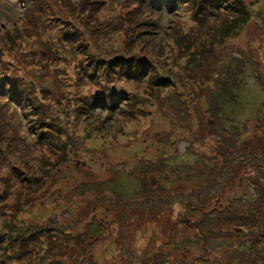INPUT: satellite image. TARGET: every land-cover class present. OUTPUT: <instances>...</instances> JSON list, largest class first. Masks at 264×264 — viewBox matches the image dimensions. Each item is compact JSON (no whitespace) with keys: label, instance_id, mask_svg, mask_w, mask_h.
<instances>
[{"label":"rangeland","instance_id":"374dc122","mask_svg":"<svg viewBox=\"0 0 264 264\" xmlns=\"http://www.w3.org/2000/svg\"><path fill=\"white\" fill-rule=\"evenodd\" d=\"M72 1L84 9L78 17L67 9L62 12L64 0H0V77L13 83L15 89L10 98L0 82V119L11 118L21 130L4 125L8 147L13 150L4 147L8 160L5 158L0 164V191L5 190L2 203L10 216L0 220V226L13 221V212L29 199L31 204L22 207L19 221L42 226L55 217L75 236L92 238L93 231H98L99 241L87 245L91 262L87 258L85 264H142L150 253V260L160 253L163 260L172 253L166 264H236L223 246L213 248L215 242L204 248L197 246L196 231L187 227L213 211L228 217L230 206L235 210L239 207L240 212L243 208L238 202L246 195L245 199L249 198V179L242 184L237 179L234 186L225 190L220 202L222 190L218 188L222 185L220 180L216 184L211 172L215 171L214 165L218 169L226 166L223 142L232 140L233 132L239 131L235 126L242 129L237 142V146L242 143L237 147L239 153L263 150V138L255 144L251 128L256 111L264 109V0H244L247 8L244 13L239 12V18L236 8L221 6V11H227L225 16L212 19L202 15L203 21L185 6L168 10L171 4L167 2L150 11L147 0H103L102 4H96L100 0ZM96 5L101 10H90ZM104 17L113 18L107 32L88 22L92 18L105 20ZM246 18L247 22L241 25ZM200 23L206 26L198 42L191 39L184 46L176 42L174 34L188 33ZM135 25L137 31L128 43L126 28ZM232 58L236 60L229 62ZM239 65L244 72L237 71ZM126 68L131 73L137 68V72L127 74ZM81 72L86 78L82 79ZM230 80H236L238 86L233 90L234 97H225L222 122L209 113L205 92L211 87L213 93L222 92ZM193 91L198 98H191ZM26 92L37 97L29 100L34 109L29 116H24L26 110L22 108ZM52 96L62 101L61 108ZM66 96L73 101H66ZM172 100L177 102L173 104L176 107L167 104ZM51 106L59 112L50 108L49 113L46 107ZM51 118L61 119V126L57 122L53 130L44 128L43 122ZM50 131L59 141H68L67 136H62L64 133L74 135L80 145L78 156L53 142L48 152L47 146L35 141L34 136L44 142ZM177 154L183 157L177 159ZM175 161L190 163L198 177L174 185V173L161 172L163 165L168 167ZM202 162L207 164L205 168ZM137 163H141L143 171L135 167ZM242 163L241 169L257 174L252 179L259 184L258 193L250 200L256 202L259 226L251 230L262 236L259 229L264 226V174L250 168L247 160ZM51 164L56 166L49 173ZM236 166L233 161L229 165L233 170ZM158 167L160 171L156 170ZM17 169L24 182L14 173ZM9 175L11 189L5 186ZM95 185L101 186L96 191L104 195L89 190ZM158 188L176 189L170 215L156 197ZM202 188L209 190L206 196L194 200V190ZM116 194L125 202L144 194L143 198L153 206L147 201L143 205L151 207L147 214L140 210L128 213L116 202ZM94 204L96 208L91 211ZM185 204H189L187 208ZM225 232L230 231L225 228ZM189 239L191 243L187 242ZM78 250L74 255L81 258L83 251ZM71 261L69 264L75 263ZM75 264L83 263L81 260Z\"/></svg>","mask_w":264,"mask_h":264},{"label":"trees","instance_id":"16d2710c","mask_svg":"<svg viewBox=\"0 0 264 264\" xmlns=\"http://www.w3.org/2000/svg\"><path fill=\"white\" fill-rule=\"evenodd\" d=\"M147 1L149 3H146V2L145 3L150 6V8L147 7L150 11H153L155 9V7L160 8L161 5L165 2L171 4V7L168 8V10H172L173 8H175L177 6H179V7L185 6L188 8V10L192 11L191 14L194 13V16L197 17L201 21H203L202 19H200V17L202 15H204V17L205 16L214 17L212 19H219L220 17L222 18L223 16H225L224 14H226L227 11L226 12L221 11V10H223V7L221 8V6L227 7V9H229V7L230 8L231 7L236 8L238 10V18L240 16V13L241 14L244 13L245 9L247 8L243 4V3H245L244 0L242 2H239L237 0H236V2H235V0H147ZM221 1H225L226 4L221 3ZM102 3H103V0H100V2H98L96 4H102ZM64 4H65V7L62 8V12L67 9V12H69L70 14L73 13L74 15H77L79 11L84 10L83 8H80L78 3H74L72 0H64ZM140 5H142V4H140ZM93 8L94 9H90V10H93V11L101 10L97 5ZM139 12L140 13L143 12L142 8L139 9ZM233 13H235V12H233ZM100 14H101V12L98 13L97 16H99ZM77 17H78V15H77ZM101 17H102V15H101ZM104 18H105V20L102 18L101 19L100 18H98V19L92 18L91 21H88V22L89 23L93 22L94 24H97L98 29H101L102 32H107V31H105V29L109 28L108 24L111 23L110 21H112L113 18H111V17H109V18L104 17ZM238 18H237V20H238ZM247 20H248V18L244 19L240 24L243 25V22L246 23ZM112 24H113V21H112ZM205 26H206V24L200 23L199 25H197V27H195L192 31H190L188 33H182V31H180V33L174 34L176 42L180 46H184L185 43L188 41L192 42L191 39H193V42H198L196 40L199 37H201V35L205 29ZM124 27H125V24L123 25V30H124ZM98 29H96V30H98ZM123 30H122V33H123ZM135 31H137L136 25L133 26L132 28H129V27L126 28L124 35H125V38L128 39V43H131L130 39L132 38ZM194 36H196V37H194ZM128 47H130V44ZM129 49H131V47ZM144 59H146V58H144ZM231 60H236V59L232 58L229 60V62ZM128 65H130V64H127V66ZM66 66L68 68H71V65L66 64ZM88 68H90V67H88ZM239 70L244 72V69L242 67H240V65L238 66L237 71H239ZM136 72H137V68H136V71L133 70V73L129 72L128 68H126L127 74L130 73V75H132V74H135ZM83 73L84 72H81V75ZM228 75H232V74L228 73ZM237 75L239 76V74H237ZM233 76H236V73ZM83 78H86V75H82V79ZM91 79L96 80V78H91ZM79 80H80V73H79ZM236 80L228 81L227 85H229V86H225V88H224V90H222V92H221V90H219V91L217 90L216 93H213L214 92L213 87L208 88V91L205 92L206 97H207L206 99H208L209 105H210L209 113H212L221 121H222V118H221L220 114L224 112V110H225L224 106L226 105V102H227L225 100V97L227 95H233V97H234L233 90L236 88V86H238ZM2 81H3L4 90L9 93L10 98L13 97L15 95V89L13 88V83H10L6 80H3V78L0 77V82H2ZM31 91H33V90L31 89ZM26 93L27 94L25 95V98L23 99L24 101H26V104L22 105V108L26 110V114H24V116H26V115L29 116V113L33 109L32 108L33 105H31L29 103V100L30 99L36 100L37 97L36 96L34 97L33 95H31L28 92H26ZM185 94L187 95V93H185ZM190 94H191V98H192L193 96H195L196 92L193 91V92H190ZM0 96H3V93H1ZM182 96H184V95H182ZM152 97H153V99L156 100L155 95H152ZM195 97L198 98V96H195ZM52 98H55L54 103L57 107L61 108V106H63L62 101L59 98L56 99L55 96H52ZM65 98H66V101H68V102L73 101V100H70V98L67 96ZM234 100H236V99H234ZM167 104H169L170 107H176L173 104H177V102L175 100H172V102L167 103ZM53 106H51L49 108L46 107V109L52 108L55 113L59 112ZM185 106H187V105H185ZM188 110H189V108H188ZM64 111H66V110H64ZM50 112H51V109L49 110V113ZM188 117H189V114H188ZM31 120L36 122L35 119H31ZM57 122L61 126L62 121L59 118H51V120L48 122L44 121L43 125H44V128H49L50 130H53V127H55L54 125H56ZM40 124H42V123H40ZM4 125H12V126H15L17 129H19L18 124L16 122L12 121L11 118L0 119V157L3 158V161L0 164H3L5 162V158L8 160L7 152L4 148V147H8V145H9V142H7V136L4 135V134L8 133V131L4 129ZM226 126H228V125L227 124L224 125L223 128L226 129L227 128ZM35 127H36V125H35ZM235 128L239 131H242V129H240L239 127L235 126ZM239 131H237V132L232 131L233 132V134H232L233 137H231L232 140L224 139L223 144H226V145L224 146L223 149L225 151L223 149H221V150H223L225 153V159L227 162L226 166H224V167L221 166L219 168L221 170L218 169L217 165H214L212 167L215 169V171L211 172V174L215 175L216 184H218V181L220 180L219 184L222 185L220 188H218V189L222 190V192L220 190L216 189V191L221 192L220 195L218 196V198H222L220 200V202H222L223 198H225V195H226L225 190L230 189L232 186L235 185V179L233 178L235 176V172L233 171L232 168L229 167V165L233 161L231 158L236 156L237 154L238 155L240 154L238 152V149L241 147L242 143L240 144V146L238 145L239 148H237L238 147L237 142L239 141L238 137L240 136ZM62 136H67L68 141H61V140L59 141L58 139H55L51 135V131H50L49 135H45L44 142H42L41 139H39L35 136H34V138L38 144L43 145V146H47L48 152H49V147L52 146L53 143L55 146H56V143H58V144H60V148H62L63 151L72 150V154L75 156L76 155L78 156V154L80 152V150H79L80 145L77 143V139L75 138V136L74 135L70 136V134L68 135L65 133ZM220 138L221 137L218 138L219 139L218 143L221 144ZM234 140H235V145L233 143ZM7 150L8 151L13 150L12 146H9L7 148ZM9 153L11 155V152H9ZM187 154H189V153H187ZM250 155H251V153H249V154L245 153V154H242L240 157H246L249 159ZM176 156H177V159H178V157H183L181 154H177ZM67 158H71V157H67ZM67 160L68 159H66V161L64 163H66ZM163 160H165V158ZM141 163H143V162H141ZM141 163H137L136 164L137 166H135V167L143 171L142 165L139 166V164H141ZM161 163H163V161ZM174 163L175 164L172 163V164L168 165V167L166 164L163 165L164 170L161 172V173H163V172H165V170H169L170 172L174 173V175H173L174 177H172V178H174L175 181L173 182V184L176 183L177 181H187V180L190 181V179L195 180L198 177V176H196L198 174L193 171L192 165H190V163H184V162L178 163L176 161ZM202 165H205L204 168L207 166V164L203 163V162H202ZM55 166H56V164H51V168L49 169L48 172L50 173V171L52 169L54 170ZM157 169L159 170V167L156 168V170ZM136 172H135V174L137 175ZM241 172L242 173L244 172L243 168L241 169ZM14 173L17 174V176L20 178V182L25 181V179L22 178V176H21L22 174H21V171L19 169L15 170ZM49 173H47V174H49ZM167 175H168V172H167ZM11 178H12V175H9V177H7L5 180L6 183L4 182L7 189H11V187H10ZM166 179L169 180L168 178H166ZM42 180L44 181V179H42ZM146 182H148V181H146ZM249 182L253 186L252 189L249 188V190H248L249 196H250V190L253 191V189H254V191H256V195H257L258 189H256V186L251 182L250 179H249ZM151 183H149V184H151ZM141 184L142 183H140V185ZM257 185H259V184H257ZM143 187H142V190L144 191L145 194H147V191ZM98 189H101V186L95 185V186L89 187V190H92V191L96 192L98 195H101L103 192L96 191ZM35 190L36 189H33V191H35ZM196 190L198 192H200L201 195H197ZM196 190H194L195 192L192 195L194 200L195 199L202 200L201 197L206 196L205 193H207L209 191L206 188L205 189H203V188L202 189H196ZM175 191H176V189L173 190L172 188L168 191H166L165 188H161V189L158 188V190L155 191V192H158L156 194L157 199H159V201H161L163 204L166 205V211L168 212V215H170L169 207L170 208L173 207V209H174V206H175L174 205ZM152 192H154V191L152 190ZM4 193H5V190L0 191V196H1L0 197V201H1L0 202V220H2V221H5L6 219H8L10 217V216H7V214H6L7 210L4 209V207L6 205L2 203V200L4 199ZM160 193L161 194L163 193L162 196L160 195ZM165 194H167L166 195L167 197L165 196ZM102 195H104V194H102ZM116 195L118 197V194H116ZM142 195H144V194H142ZM142 195L135 198L133 201H127V202H125L124 198L119 195V197H118L119 199L116 200V202H119L121 207L124 208L128 213L134 212L136 210H140V212H143V213H145V211H146L145 214H147V212L149 210H151V207L153 206V204H151L150 201L146 200L145 197L143 198ZM150 197H151V195H150ZM178 197L181 198L180 196H178ZM245 197H247V195ZM245 197L244 198L239 197L241 199H240V202H238V203H239V206L243 208L242 211H240V212L237 211V209L239 207H236V210H235L232 206H230V207H228L230 209V214L228 217L221 215V212H219V214H217L216 211L215 212L213 211L207 217H205L204 220L200 219L199 222H195V224H193V226H190L187 228H190L191 231H196V236H195L196 238H195L194 243L199 247H202V248L208 247L210 244L215 242V246H213V248H216L218 246L220 248V246H223L224 250H226L229 253L228 258L230 260L232 259V261H235L236 264H264V256H263V254H264V238H260V237H264V226L262 224H260L262 226L260 229L258 228L260 233L261 234L263 233L262 236L257 235L256 233H254L251 230V229H255L259 226L257 223L258 219H256L258 216V215H256L258 212V208L256 206V202H251L250 197L247 199H245ZM114 200H113V202H114ZM147 201L151 205V207H149V208L143 207L144 203ZM170 201L171 202L173 201V202L171 203ZM25 202L26 203L19 205L20 208H16L19 210L16 213L13 212L16 210H12V212L14 214L13 215L14 218H12L13 221L8 223V225L4 224L3 226H0V257H1L0 264H69V260H72L71 261L72 263H74V262L79 263L82 260V263L85 264V261L87 260V258L90 259L88 262H91V257L89 255V251L87 250V245L91 244V243L95 244L96 242L99 241L100 236L97 234L98 233L97 230L93 231V234H91V235H93L92 238H90V236H88V235L75 236L72 232H68L69 229H65L67 225H60L58 222L59 220L58 219L55 220V217L51 218L50 221H48L45 225H42V226H40V225L36 226V225L24 223L21 220L19 221V219H17V218L20 216V211L23 210L22 207L25 205L27 206V205L31 204V200H29V199H27ZM99 203H100V201H99ZM197 203L201 204L202 202L198 201ZM157 204H159V203H157ZM185 205L187 208L189 204H185ZM262 205L264 207L263 203H262ZM254 206H256V207L254 208ZM224 207H226V204H224ZM90 208L92 209L91 211H94L96 208L95 204L93 205V207L90 206ZM189 208H191V210H192V208H194V207L189 206ZM89 212L90 211H88L87 213H89ZM253 212H254V215H253ZM123 216L126 217L128 215L125 214ZM262 221L264 224V217L262 218ZM262 221H260V223ZM51 222L53 223V225L51 224ZM225 228H226V230H228L230 232H225ZM128 231L133 232L132 228H129ZM231 231H233V232L231 233ZM171 232H172V234H174L173 229L171 230ZM172 234H171V238H172ZM126 238L130 242V240H131L130 237L127 236ZM91 240H92V242H91ZM185 241L186 240L182 241V243H184ZM124 242H126V239H125V241H123V244H124ZM178 242L179 241L175 242V244H174L175 249H176V247H178ZM187 242L191 243V239L187 240ZM152 244L155 245L154 241L152 242ZM79 248H81V250L83 251V253H82L83 255L81 256V258H79L77 255H74V254L79 252V250H78ZM213 248H211V250H213ZM158 252H161V251H157L156 253H158ZM152 254H154V253H152ZM171 255H172V253H169V255L165 259L161 260L159 258V256H162V253H160L159 255L156 254V257L153 258L152 260H150V258L152 257L151 253H150L148 256L144 257V259L142 260V264L143 263L147 264L149 261L152 262V264H166L171 259ZM176 261L178 262V260H176ZM181 262L185 263V258L184 259L182 258ZM171 263H173V262L170 261L169 264H171Z\"/></svg>","mask_w":264,"mask_h":264},{"label":"flooded vegetation","instance_id":"af4514ba","mask_svg":"<svg viewBox=\"0 0 264 264\" xmlns=\"http://www.w3.org/2000/svg\"><path fill=\"white\" fill-rule=\"evenodd\" d=\"M264 104V103H263ZM252 134H253V138H254V142L255 144H258L259 142H261L262 139L260 138H263L264 140V109H262L261 111L260 110H257L256 111V116H255V121H253L252 123ZM255 149L258 148V146H255ZM263 150L262 152L260 153V151H258V149H256L253 153H251L250 155V159L248 160V158H244L243 160H240V156L242 155V153L234 157H232L231 159L233 160V162H237V166L236 168L233 170L235 172V176L233 177L235 180L237 179H240V182L241 184L243 183V180L245 179H250L251 182L256 186V189H258V186L256 183H255V179H252L253 175H257L256 172L255 173H252L251 171H244L243 173L241 172V167L244 163L242 162H245L246 160L251 164L250 168H254V170H259L260 174H264V141H263V146H262ZM225 159V157H224ZM226 160V159H225ZM224 162V161H223ZM223 164V163H222ZM223 167H224V164H223ZM242 175H243V178H242ZM252 185L249 186L250 189H252ZM250 199H255L254 197L256 196V191H251L250 190ZM241 197V196H240ZM222 206H224L223 204H221Z\"/></svg>","mask_w":264,"mask_h":264}]
</instances>
